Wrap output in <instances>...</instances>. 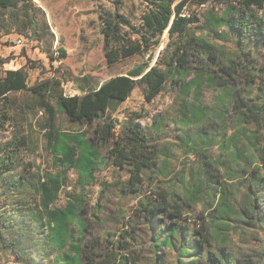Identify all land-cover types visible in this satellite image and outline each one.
Returning a JSON list of instances; mask_svg holds the SVG:
<instances>
[{
	"label": "rangeland",
	"instance_id": "374dc122",
	"mask_svg": "<svg viewBox=\"0 0 264 264\" xmlns=\"http://www.w3.org/2000/svg\"><path fill=\"white\" fill-rule=\"evenodd\" d=\"M33 2L40 10L37 15L42 43L31 39L30 33L4 35L0 31V80L7 70L25 68L29 89L55 87L59 81L63 92L74 96L80 94L81 86H90L85 85L84 78L101 84L150 62L148 56H136L108 64L93 0ZM235 6L225 0H190L188 13L198 20L193 30L213 50L228 57H234L238 51H251L258 63L264 64V35L251 33L240 40L235 29L220 23L222 16L236 14ZM259 16L264 22V10L259 11ZM134 24L138 26L137 21ZM166 43L167 39L156 51L151 67L156 65ZM61 48L67 54L64 60L59 59ZM51 53L57 59H51ZM162 68L167 70L165 66ZM208 76L202 69L177 67L167 72V83L155 99L148 101L145 89L137 88L115 116L120 121L136 114L144 116L137 123L151 134L158 146L155 169L151 178L146 177L139 185V192L128 187L129 172L112 165L110 159H106V169L98 172L84 191L78 186L75 170L68 172L67 183L50 209L63 208L71 195L83 194V210L78 217V223L83 225V233L81 229L78 232L82 242L73 252L55 250L48 237L44 185L49 176L59 174L62 169L51 153V135L64 136L63 152L67 135L86 134L85 154L94 152L106 158L114 140L91 139L84 126L56 112L51 95L27 90L10 94L5 102L0 99V119L10 118L4 129H0V174L10 171L22 181L23 201L13 211L19 212L23 226L32 232L31 248L35 252L32 264H67L69 257L76 259L75 264H89L87 255L99 262L112 253L111 244L132 226L140 229L144 241L143 247L136 248L141 256L139 264H154L152 230L139 217L138 208L140 200L157 192L178 196L184 228L191 231L208 228L210 243L204 244L206 250L227 246L244 253L261 251L264 126L247 123L235 108V100L238 87L243 88L249 104H257L264 123V83L259 80L255 84L220 86L210 82ZM45 104L55 109L54 118L44 108ZM204 114L205 117H199ZM5 156L7 161L3 163ZM160 254L165 264H176L175 251L162 250ZM6 264L21 263L12 258Z\"/></svg>",
	"mask_w": 264,
	"mask_h": 264
},
{
	"label": "trees",
	"instance_id": "16d2710c",
	"mask_svg": "<svg viewBox=\"0 0 264 264\" xmlns=\"http://www.w3.org/2000/svg\"><path fill=\"white\" fill-rule=\"evenodd\" d=\"M237 6L236 14L222 16V26L235 29L240 40L251 33L264 35V22L259 11L264 10V0H225ZM98 14L99 33L104 42V53L109 65L141 56L155 59L156 51L165 40V47L159 52L156 65L144 62L129 71L126 75L112 77L101 84H95L90 78H84L80 94L67 96L61 82L56 86H41L29 89L28 74L25 68L7 70L0 80V99L9 100V95L16 92L32 90L38 95L48 96L55 100L56 112L69 121L84 126L93 140H114L108 156H99L94 152L85 154L86 134L67 135V147L61 151L62 134L51 135L49 146L55 163L62 167L59 174L49 176L44 185L43 203L47 210L48 237L52 247L63 252L77 250L82 242L79 229L83 233V225L78 223L84 205L83 194L71 195L65 207L52 208L67 183L66 175L75 170L78 174V186L84 191L90 186L95 175L103 172L108 165L106 159L119 169L129 172V188L139 192V185L146 177L151 178L155 169L158 146L151 134L137 120L142 115L120 121L115 116L122 105L130 99L137 88L145 89L148 101L155 99L167 83V72L181 67L202 69L208 74L210 82L225 86L241 83H264V64L258 63L251 51H238L234 57L213 50L193 30L198 22L195 16L188 13L190 0H93ZM235 6V7H236ZM33 0H0V31L4 35L16 32L20 35L30 33V38L42 43L40 24ZM138 22V26L134 24ZM51 59L55 58L50 54ZM64 49H60V60L66 59ZM206 66L200 67L199 64ZM214 65V66H213ZM165 66L167 70L162 67ZM213 69V70H212ZM235 108L247 123H255L259 128L264 126L262 115L256 103L249 104L244 96V89L236 91ZM44 108L54 118L55 109L50 104ZM205 117V114L199 116ZM10 121L9 117L0 119V129ZM7 157L3 159L6 163ZM148 171V173L146 172ZM147 173V174H146ZM153 177V176H152ZM22 181L16 179L10 171L0 174V264H6L14 258L21 264H32L35 252L31 248L32 232L23 226L19 212L22 203ZM256 207L255 199L252 200ZM138 215L152 230L151 250L154 264H165L161 259L162 250L175 251L176 264H262L264 259V240L261 251L244 253L227 246L206 250L204 244L210 243L209 230L203 227L189 230L181 225L182 210L178 196L157 192L139 201ZM162 215V218H158ZM176 218V220H174ZM262 219V218H261ZM43 221V219L41 220ZM155 222L158 224L155 225ZM261 224H264L262 219ZM43 224V223H42ZM131 226V224H128ZM135 226L123 231L116 242L111 244L109 252L103 260L96 261L87 255L89 264H139L141 256L136 251L143 247V236ZM201 238V239H200ZM200 239V240H199ZM76 259L68 258L67 264H75Z\"/></svg>",
	"mask_w": 264,
	"mask_h": 264
}]
</instances>
